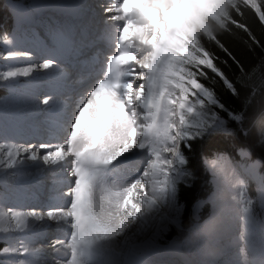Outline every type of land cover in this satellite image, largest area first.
<instances>
[{
    "label": "snow or ice",
    "instance_id": "snow-or-ice-1",
    "mask_svg": "<svg viewBox=\"0 0 264 264\" xmlns=\"http://www.w3.org/2000/svg\"><path fill=\"white\" fill-rule=\"evenodd\" d=\"M241 5L253 9L264 25V2L257 0H117L106 7V12L113 13L109 19L121 22L115 52L108 57L103 78L81 97L64 128L63 141L28 147L0 145V165L14 166L24 156L67 172L70 186L61 193L68 197L67 205L43 211H0V233H24L34 222L63 223L69 237L54 240L52 246L69 250L71 258L55 264H101L97 258L116 253V245L134 225L156 221V235L169 224H179L176 216L158 214L165 207L178 212V185L191 176L186 155L190 142L224 127L218 113L225 105L213 85L218 79L236 91L224 66L228 59L239 61L217 32L234 25L259 43L249 26L234 17V12L244 15ZM29 55L8 53L9 58ZM37 67L50 70L57 65L47 59ZM33 71V67H18L4 72L2 79L27 77ZM52 102V97L42 101L44 105ZM214 159L225 158L218 154ZM133 161L139 162L135 175L119 180L118 174ZM233 174L237 193L231 199L241 206V238L252 248L264 221L254 213L246 181L235 169ZM258 191L264 200V178ZM217 217L214 206L203 223L192 225V231L211 236ZM155 246L153 241L151 248L124 253L123 260L114 258L109 264H146L144 257ZM35 251L21 243L17 248L5 247L0 255Z\"/></svg>",
    "mask_w": 264,
    "mask_h": 264
},
{
    "label": "bare ground",
    "instance_id": "bare-ground-1",
    "mask_svg": "<svg viewBox=\"0 0 264 264\" xmlns=\"http://www.w3.org/2000/svg\"><path fill=\"white\" fill-rule=\"evenodd\" d=\"M30 1L33 10L41 14L39 20H47L50 23L52 21L49 20L50 18H48V15L52 16L53 11L51 10L56 9L55 11H57L58 9H62L73 13L75 8L78 7L76 3H82V5H79L78 9L83 6V0ZM107 1L109 3L107 7L117 3V0ZM10 6L16 16L21 14L24 15L25 18H23L21 27L30 30V33L23 35L16 34L15 36L12 35L2 42L6 53L2 59L0 58V82L6 84L10 83L15 86L10 85L9 94L0 101V121L5 122L4 126L0 125V131L3 130V133L6 136L0 137V145H4L5 148L7 146L28 147L30 145L38 146L41 143L54 144L62 142L66 135L64 129L54 131V128L56 126L58 127L59 124L57 122L59 117L57 118L56 116L59 113L57 108L60 99L63 97L59 92L68 86V81L71 77L68 75L69 72L66 71L70 70L68 68L67 53L69 51L72 52L77 45L75 42H71L70 37L67 38L63 34V30L65 29L63 25L59 26V30H56L53 37H47L43 30L39 33L40 37L37 40L30 38L31 30L37 29L35 28V25L29 23L33 12L27 14V12L24 11L25 5L22 2L15 1L12 2ZM100 8L101 7H97L96 9ZM97 11V16H99V13H102L105 10ZM67 14L66 17H69V13ZM112 14L113 13L106 12L105 16L101 17V19L106 17L105 21L102 24L99 23V29L104 33V36H102L103 39L99 43L105 45L106 52L102 55L101 60L99 61L98 69L86 73L89 75L90 72H94L93 77H90V81L83 83L87 91L91 89L88 86V82H91L95 77H99V79L103 78L106 73L108 57L115 52V41L119 32L118 25L121 22L111 21L109 17ZM53 15L54 17H57L56 12L53 13ZM97 16H94L95 19H97ZM63 18L66 19L65 17H62V19ZM57 19L58 17L56 20ZM52 25L55 29L58 24L55 22L52 23ZM32 40H34L33 43ZM30 42L31 44L29 45L28 43ZM9 52H27L30 55L26 57L14 56L9 58ZM47 59H53L57 67L50 70H44L37 67ZM18 67H33L34 71L27 77L22 76L11 78L9 80L2 79L4 72L15 70ZM99 79L96 81L98 82ZM46 97H52L53 102L49 105H44L42 101ZM76 103L77 102H71V107H75L74 105H76ZM78 106L76 108H78ZM10 115L11 119H9ZM62 116H64V114L60 115V117ZM70 120L71 118L68 122H64V124L61 123L62 128H65ZM24 121H26V124H30L31 127H24L22 129L20 125H22ZM20 129L22 131L17 132ZM43 130H46L44 136L42 134ZM26 132L27 136L24 135ZM60 135H63V138L56 140ZM138 166V161L131 162L129 167L121 170L118 174V179L122 181L131 178L135 175L134 169ZM54 169L55 168L52 165H45L42 161L33 162L25 159L24 156L18 157L17 163L14 166L9 167L6 165H0V182L4 184L10 177L9 175L11 173H15L18 178L17 180L14 179L13 181H9L5 185H22V179H24V176L31 179V189L26 193V196H28L29 199L27 201L28 203L17 202L16 206L5 204V197L1 194V188L3 189L4 187L0 186V211H6L8 209H12L13 211H43L55 208L52 206L45 207V204L49 201L42 196V181H45L48 177V174L45 175L43 170L49 173V171ZM233 169L234 167L230 162L225 163L216 180L214 188L209 194L212 202V209L209 216L211 215L214 206H216L218 212L216 220L217 229L215 234L211 237H199L194 242L187 239L182 245L183 258L179 260L180 264H264L263 249H260L256 243L255 247L249 248L241 238V233L243 231L241 207L231 199V196L237 193V190L233 188L235 182ZM245 171L246 175L243 174V176L252 181L259 203L264 207V200L261 199L258 191L262 180L261 174L258 173L255 165L245 167ZM65 173L67 172H64L63 175ZM235 173L237 174L236 171ZM63 177L66 185L63 192H66L70 186L68 173ZM14 194L15 199H18L21 193L16 191ZM65 197L68 199L67 196ZM67 202L64 205H62V202H59L57 208L65 207ZM168 213L169 208L165 207L161 208L158 215L166 216ZM156 223V221H150L144 226L134 225L128 235L116 245V253H106V255H102L97 259L101 261V264H109L114 258L123 260L124 253L136 251V249L140 248L144 242L149 240L150 235L156 232ZM45 232H48L49 235H53L52 238L55 239H67L70 230L67 226L63 225V223L57 224L54 222H48L45 224L43 222H34L31 228L24 233L14 231L0 233V239L5 242V247L9 249L20 247L21 243H24L28 247L37 250L32 254L10 252L9 254L0 255V259L9 262L10 264H19L22 260L28 262V264H31L33 261H35L36 264H55L56 261L63 262L70 259V251L63 248L54 249L53 246H49L52 251L46 253V250H44V254L39 251L37 245L42 242L40 238L42 233ZM261 237V234L258 233V240H261ZM46 247L48 248V246ZM3 249L0 250V252H2ZM50 259L52 260L50 261ZM163 263L164 261L161 260V264Z\"/></svg>",
    "mask_w": 264,
    "mask_h": 264
},
{
    "label": "trees",
    "instance_id": "trees-1",
    "mask_svg": "<svg viewBox=\"0 0 264 264\" xmlns=\"http://www.w3.org/2000/svg\"><path fill=\"white\" fill-rule=\"evenodd\" d=\"M6 1L0 0V37L6 36L11 26L12 17ZM241 9L244 15L234 12V17L249 26L259 43H253L247 33L234 25H229L227 31L217 32L239 61L237 64L225 56L221 57L228 59L224 70L234 82L236 91L227 89L218 79L213 85L219 100L225 105L224 110L218 113L225 124L222 129L190 142L191 148L186 150V155L191 176L178 185L177 193V203L183 205V213L178 218L179 224L169 225L163 238L155 243L158 251L176 250L180 246L193 225V204L206 197L211 190L202 157H215L220 153L234 157L236 150L243 148L249 152L250 159L260 161L259 170L264 176V25L259 22L253 9L243 5ZM209 46L219 51L214 44ZM2 93L3 89L0 88V95ZM230 113L242 115L243 119H233ZM248 189L253 198L251 185ZM207 212L205 206L200 217L205 218Z\"/></svg>",
    "mask_w": 264,
    "mask_h": 264
},
{
    "label": "rangeland",
    "instance_id": "rangeland-1",
    "mask_svg": "<svg viewBox=\"0 0 264 264\" xmlns=\"http://www.w3.org/2000/svg\"><path fill=\"white\" fill-rule=\"evenodd\" d=\"M18 2H22V3H24V5L26 6V9H30V10H28V11H25V12H27V14H31L32 13V11H34L33 10V6L31 5V1L30 0H17ZM75 1H80V0H75ZM12 2H15V1H10V0H8V3H7V6H8V8L12 11V9H11V6H10V4L12 3ZM77 5H78V7H79V5L80 4H82V3H76ZM77 7V8H78ZM103 10V8H100V11H102ZM12 13H13V11H12ZM40 15V14H39ZM104 20L106 19V17H104L103 18ZM51 24V25H50ZM58 25H57V28H59V26H60V23H57ZM44 25L45 26H53L52 25V23H50V22H48V21H45L44 22ZM23 30H25L26 31V29H24V27H23ZM103 32V31H102ZM44 34H46L45 33V31H44ZM100 35V34H99ZM98 35V37H100ZM31 36H38V38L40 37V35H38V32L37 33H31ZM46 36L48 37V35L46 34ZM102 36H104V33H103V35ZM49 37H53V36H49ZM86 73V72H85ZM83 75H84V73H83ZM94 80H96V79H94ZM93 80V82H95ZM92 82V81H91ZM94 85H95V83L93 84V83H91V85L89 84V86L92 88V86L94 87ZM245 151L244 150H239L238 151V154L239 155H242V156H245ZM226 162H228V161H226ZM225 162V163H226ZM248 162H252V164L251 165H254V163L255 164H257V160H253V161H246L245 162V164H247ZM223 163H224V161L223 162H221L220 160H217V161H215V162H210V165H212V167L214 168V167H216V169L217 170H221L222 169V167H223ZM225 163H224V165H225ZM222 171V170H221ZM10 177L8 178V180H6L5 181V183H8L9 181H12L11 179L13 178V177H15V173H11L10 175H9ZM247 185V184H246ZM248 186V185H247ZM246 191H247V194H248V196H249V191H248V189H247V187H246ZM253 191H254V193H255V201L253 202V200H252V202L253 203H255V207H253V203H252V208H253V210H254V213H255V215H256V217H257V219H258V217H259V215H260V212L262 211V213H261V217H260V219H258V220H260V221H264V207H262L261 206V204L259 203V200H258V197H257V194H256V191L254 190V188H253ZM203 204L204 203H202V201L201 202H198V203H196V205L194 206V208H192V212H193V215H194V217H195V219L198 221V219H199V217H198V213H199V211H201L202 210V208L204 207L203 206ZM208 208H209V214H210V212H211V209H212V207H211V205H208ZM183 212V209H182V206L181 205H179V208H178V212L176 211V210H173L172 208H169V213H168V215H166V216H168V217H172V216H176L177 218L181 215V213ZM259 213V214H258ZM206 220V219H205ZM204 220V221H205ZM204 221H202V222H198V223H203ZM169 225H174V226H176V225H178V224H169ZM169 225H168V227H169ZM168 227L166 228V230H164L163 232H161V233H159V234H156V235H154V233L152 234V235H150V237H149V240H147L146 242H144V244L143 245H145L144 246V248H151L152 247V244H153V241L154 242H156L158 239H162L163 238V235H164V233L168 230ZM216 232V231H215ZM156 233V232H155ZM257 234H256V238H257V235H258V233L259 234H261V239L262 240H258V238L256 239V244L258 245V247H259V245H261L259 248H261V249H264V228H259V226H258V228H257V232H256ZM215 234V233H214ZM214 234H212L211 236H213ZM211 236H198V235H196L193 231L189 234V236L187 237V239H189L190 241H192V242H194V241H196L197 240V238H199V237H211ZM232 238V237H231ZM186 239V240H187ZM185 240V241H186ZM184 241V242H185ZM183 242V243H184ZM183 245V244H182ZM156 247V246H155ZM182 247V246H181ZM137 249H139V248H137ZM142 249V248H141ZM154 249L155 248H153L152 249V251H150L145 257H144V259H145V261H146V264H161V260L162 261H164L165 263H163V264H171V263H175V261L174 260H172L171 261V263H169V260L168 259H172L171 257H175L176 255H183V252H182V248H180V250L177 252V253H171V254H173V256L171 255L170 257H167V256H169V254L168 255H166V254H155V253H153L154 252ZM263 253H264V250H263ZM104 255H106V254H104ZM166 255V256H165ZM165 259V260H164Z\"/></svg>",
    "mask_w": 264,
    "mask_h": 264
}]
</instances>
